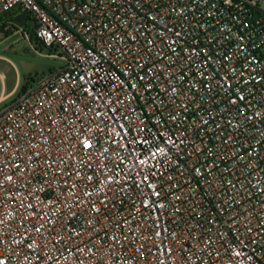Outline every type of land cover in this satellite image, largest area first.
I'll list each match as a JSON object with an SVG mask.
<instances>
[{"label": "built area", "instance_id": "obj_1", "mask_svg": "<svg viewBox=\"0 0 264 264\" xmlns=\"http://www.w3.org/2000/svg\"><path fill=\"white\" fill-rule=\"evenodd\" d=\"M2 16L65 65L0 110V264H264V0Z\"/></svg>", "mask_w": 264, "mask_h": 264}, {"label": "rangeland", "instance_id": "obj_2", "mask_svg": "<svg viewBox=\"0 0 264 264\" xmlns=\"http://www.w3.org/2000/svg\"><path fill=\"white\" fill-rule=\"evenodd\" d=\"M32 28L29 23L27 30L32 32ZM17 29L13 27L12 32L0 36V99L9 96L0 100V110L17 99L28 78L48 74L65 65L61 53L42 48L33 34L27 38ZM52 53L56 57H51Z\"/></svg>", "mask_w": 264, "mask_h": 264}, {"label": "trees", "instance_id": "obj_3", "mask_svg": "<svg viewBox=\"0 0 264 264\" xmlns=\"http://www.w3.org/2000/svg\"><path fill=\"white\" fill-rule=\"evenodd\" d=\"M19 18L20 17H16V20H17V22L19 21ZM8 20H7V17L6 16H2V17H0V36L3 34V33H10V32H12V31H5L4 30V27L6 26V22H7Z\"/></svg>", "mask_w": 264, "mask_h": 264}, {"label": "snow or ice", "instance_id": "obj_4", "mask_svg": "<svg viewBox=\"0 0 264 264\" xmlns=\"http://www.w3.org/2000/svg\"><path fill=\"white\" fill-rule=\"evenodd\" d=\"M91 146V142L90 141H85L84 142V147L85 148H88V147H90ZM38 230V229H37Z\"/></svg>", "mask_w": 264, "mask_h": 264}, {"label": "crops", "instance_id": "obj_5", "mask_svg": "<svg viewBox=\"0 0 264 264\" xmlns=\"http://www.w3.org/2000/svg\"><path fill=\"white\" fill-rule=\"evenodd\" d=\"M7 96H8V95H7ZM7 96H3V97H1V99L3 100V99H5V98H7ZM8 97H9V96H8ZM1 99H0V100H1ZM2 100H1V101H2Z\"/></svg>", "mask_w": 264, "mask_h": 264}, {"label": "water", "instance_id": "obj_6", "mask_svg": "<svg viewBox=\"0 0 264 264\" xmlns=\"http://www.w3.org/2000/svg\"><path fill=\"white\" fill-rule=\"evenodd\" d=\"M19 21H20L21 23H23L22 17L19 18Z\"/></svg>", "mask_w": 264, "mask_h": 264}]
</instances>
